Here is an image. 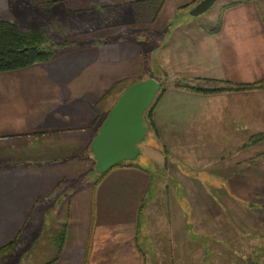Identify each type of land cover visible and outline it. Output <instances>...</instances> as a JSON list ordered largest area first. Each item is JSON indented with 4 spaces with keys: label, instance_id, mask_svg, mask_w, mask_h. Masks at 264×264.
<instances>
[{
    "label": "crops",
    "instance_id": "crops-1",
    "mask_svg": "<svg viewBox=\"0 0 264 264\" xmlns=\"http://www.w3.org/2000/svg\"><path fill=\"white\" fill-rule=\"evenodd\" d=\"M194 5L0 0V20L46 31L54 51L46 62L0 72V247L17 238L6 256L28 257L39 240L22 241L23 229L37 233L56 217L52 232L65 229L61 256L40 264H155L139 240L141 228L148 231L139 218L154 215L146 202L165 178L154 181L143 165L125 162L97 181L89 148L120 93L149 77L167 82L152 112L154 143L199 160L197 178L264 196V0L227 6L210 28L177 18ZM146 54L160 73L150 71ZM190 81L260 85L175 86Z\"/></svg>",
    "mask_w": 264,
    "mask_h": 264
},
{
    "label": "rangeland",
    "instance_id": "rangeland-1",
    "mask_svg": "<svg viewBox=\"0 0 264 264\" xmlns=\"http://www.w3.org/2000/svg\"><path fill=\"white\" fill-rule=\"evenodd\" d=\"M237 1L216 0L202 14L193 16L188 10L176 16H190L210 28L215 26L223 9ZM145 56L150 71L160 73L155 69L154 58ZM144 123L147 134L139 144L140 154L130 162L146 167L154 181L165 178L167 183H162L160 190L154 183L151 193L155 197L146 202L145 210L155 213L150 218H139L153 222L149 225L146 221L148 231L143 227L138 234L147 257L152 250L155 264H264V196L244 195L234 186L212 182L216 179L197 178L201 174L199 160L191 154L166 153L164 146L154 143V128L148 120ZM242 187L248 189V186ZM55 219L50 218L48 227L37 233L33 230L28 234L25 227L22 241L25 236L39 240L31 247V254L26 257L20 254L21 250L17 255L5 254L0 257V264H40L51 260L56 252V243L51 238L58 229L52 232Z\"/></svg>",
    "mask_w": 264,
    "mask_h": 264
},
{
    "label": "water",
    "instance_id": "water-1",
    "mask_svg": "<svg viewBox=\"0 0 264 264\" xmlns=\"http://www.w3.org/2000/svg\"><path fill=\"white\" fill-rule=\"evenodd\" d=\"M216 0H199L190 9L197 16L207 11ZM161 84L149 77L129 84L117 97L90 143L97 174L108 172L140 154L139 144L147 134L143 113L152 104Z\"/></svg>",
    "mask_w": 264,
    "mask_h": 264
},
{
    "label": "trees",
    "instance_id": "trees-1",
    "mask_svg": "<svg viewBox=\"0 0 264 264\" xmlns=\"http://www.w3.org/2000/svg\"><path fill=\"white\" fill-rule=\"evenodd\" d=\"M161 1V0H160ZM199 0H193V4L197 3ZM240 1V0H239ZM234 2L231 5H234ZM157 10H155V14ZM222 12L220 13L221 17ZM46 31H39L35 29H23L17 22L0 20V72L16 70L28 65L46 62L51 59L54 51L47 42ZM210 80V79H208ZM212 80V79H211ZM216 81V80H213ZM218 81V80H217ZM162 85V84H161ZM260 84H228L225 86H214L205 87L199 84L192 83H179L176 82L175 86L188 88L194 91H204V92H218L222 90H238L244 88H252L259 86ZM117 85L114 86L107 94L115 92ZM164 88L160 87L159 91L156 93L152 104L144 111L143 119L144 122L148 120V124L154 127V122L152 120V111L154 106L164 92ZM97 122V118L95 120ZM261 135V134H260ZM127 161L121 162L118 165H122ZM130 162V161H128ZM106 173L97 174V181L101 179ZM65 229L64 225L55 232L52 241L56 243V252L50 262L57 260L62 253V247L64 243ZM17 238L9 243L0 247V257L11 252L16 245ZM49 263V262H48Z\"/></svg>",
    "mask_w": 264,
    "mask_h": 264
}]
</instances>
